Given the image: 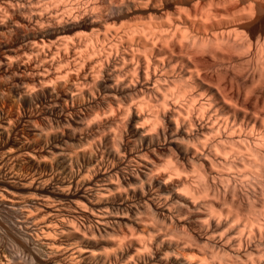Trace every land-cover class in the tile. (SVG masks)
I'll use <instances>...</instances> for the list:
<instances>
[{"label": "bare ground", "instance_id": "obj_1", "mask_svg": "<svg viewBox=\"0 0 264 264\" xmlns=\"http://www.w3.org/2000/svg\"><path fill=\"white\" fill-rule=\"evenodd\" d=\"M0 210V264H264V0H0Z\"/></svg>", "mask_w": 264, "mask_h": 264}, {"label": "rangeland", "instance_id": "obj_2", "mask_svg": "<svg viewBox=\"0 0 264 264\" xmlns=\"http://www.w3.org/2000/svg\"><path fill=\"white\" fill-rule=\"evenodd\" d=\"M1 214H3V215L1 216ZM3 216H4V213H3V212L1 213V210H0V219H1ZM0 226H1V221H0ZM0 231H2V230H1V227H0ZM25 258H26V256L24 257V259H25ZM25 260H26L25 263L28 261V262H30L29 264H31V263L34 264V261L32 262V260H30L29 257H28L27 259H25ZM28 262H27L26 264H28Z\"/></svg>", "mask_w": 264, "mask_h": 264}]
</instances>
